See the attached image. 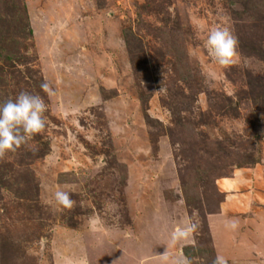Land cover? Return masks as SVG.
Segmentation results:
<instances>
[{"label":"rangeland","instance_id":"obj_1","mask_svg":"<svg viewBox=\"0 0 264 264\" xmlns=\"http://www.w3.org/2000/svg\"><path fill=\"white\" fill-rule=\"evenodd\" d=\"M21 91L46 129L0 159V264H264V0H0V104Z\"/></svg>","mask_w":264,"mask_h":264},{"label":"clouds","instance_id":"obj_2","mask_svg":"<svg viewBox=\"0 0 264 264\" xmlns=\"http://www.w3.org/2000/svg\"><path fill=\"white\" fill-rule=\"evenodd\" d=\"M238 38L226 26L220 25L211 29L206 40V48L213 61L221 68L227 69L236 63L238 53ZM41 90L48 96H54L55 90L46 80L40 85ZM48 105L39 94L21 91L14 98H9L0 104V159L9 153H15L36 135L46 129ZM58 205L71 209L74 201L70 194L63 190L54 193ZM229 227L235 228L236 221H229ZM198 229L197 223L190 218L183 227L173 232V239L186 238ZM213 264H227L224 257L217 255Z\"/></svg>","mask_w":264,"mask_h":264},{"label":"crops","instance_id":"obj_3","mask_svg":"<svg viewBox=\"0 0 264 264\" xmlns=\"http://www.w3.org/2000/svg\"><path fill=\"white\" fill-rule=\"evenodd\" d=\"M228 224L227 223H222V225H220V226H218V227H215L216 229H221V231H223V230H230V232L227 234V236H226V238L225 239H223V237H222V240H221V242L223 241L224 243L228 240V241H231V239L233 238V228L232 227H229V226H227ZM228 227H229V229H228ZM215 240H216V242H217V245H218V242H219V240H218V237L217 238H215ZM218 248H219V254H221L220 253V246L218 245ZM222 257H223V255H221Z\"/></svg>","mask_w":264,"mask_h":264}]
</instances>
